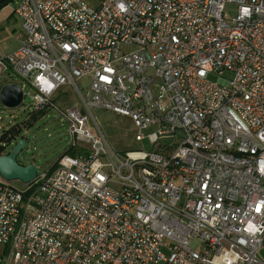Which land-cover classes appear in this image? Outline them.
<instances>
[{"label": "built area", "instance_id": "obj_1", "mask_svg": "<svg viewBox=\"0 0 264 264\" xmlns=\"http://www.w3.org/2000/svg\"><path fill=\"white\" fill-rule=\"evenodd\" d=\"M16 2L0 84L30 86L35 112L91 85L70 150L24 190L1 179L0 264H264V0ZM98 110L130 117L140 147L91 131Z\"/></svg>", "mask_w": 264, "mask_h": 264}, {"label": "rangeland", "instance_id": "obj_2", "mask_svg": "<svg viewBox=\"0 0 264 264\" xmlns=\"http://www.w3.org/2000/svg\"><path fill=\"white\" fill-rule=\"evenodd\" d=\"M16 1L9 0L0 8V45L3 52L15 51L20 47V42L14 38V30L20 26V21L15 14ZM86 1L92 6H98L100 2V0ZM228 77H230L229 74ZM212 81L216 80L212 79ZM8 84L20 85L25 90V99L24 103L16 109H7L0 102V139L3 133L17 128L21 132L19 139L26 140V147L19 155L18 162L21 165L34 164L39 174L47 172L73 145L69 134L70 123L65 114L82 101L75 90L67 87L62 89L63 94L57 93L54 96L48 108L35 112L30 108L32 88L14 75L4 76L0 89ZM77 84L82 89L84 97L88 98L91 80L84 79ZM154 90L157 103L164 110L167 109L169 99L160 83L154 86ZM88 117V128L98 136L105 138L116 151L126 152L137 150L140 147L136 141L138 129L130 117L118 115L109 110L93 111L91 114L88 113ZM155 131L156 128H151L144 133L149 135ZM144 145L146 148L150 147L146 142ZM78 147L82 150L90 149L85 142H78ZM12 184L19 190L26 188L20 182H12ZM261 255L264 259V251Z\"/></svg>", "mask_w": 264, "mask_h": 264}, {"label": "water", "instance_id": "obj_3", "mask_svg": "<svg viewBox=\"0 0 264 264\" xmlns=\"http://www.w3.org/2000/svg\"><path fill=\"white\" fill-rule=\"evenodd\" d=\"M7 0H0V6ZM24 94L17 84H8L0 91V102L7 109H16L23 104ZM26 147V140L20 139L8 154L0 156V177L6 182H21L29 184L38 175L34 164L21 165L18 157Z\"/></svg>", "mask_w": 264, "mask_h": 264}, {"label": "trees", "instance_id": "obj_4", "mask_svg": "<svg viewBox=\"0 0 264 264\" xmlns=\"http://www.w3.org/2000/svg\"><path fill=\"white\" fill-rule=\"evenodd\" d=\"M4 4H7V3H4ZM1 7H2V5L0 6V8ZM20 133L21 132L19 130H17V128H14V129L6 132V133H3V135L1 136V139H0V143H2V145H0V156H2L3 154H5V152L7 150V147L12 142H14L18 138H20Z\"/></svg>", "mask_w": 264, "mask_h": 264}, {"label": "crops", "instance_id": "obj_5", "mask_svg": "<svg viewBox=\"0 0 264 264\" xmlns=\"http://www.w3.org/2000/svg\"><path fill=\"white\" fill-rule=\"evenodd\" d=\"M19 28H20V26H19L17 29L14 30V38H15V40H16L17 42H20V41L17 40V38H16V36H15V32H16ZM15 51H16V50H15ZM15 51H4V53H6V54H10V53H13V52H15ZM82 80H84V79H82ZM79 81H81V80H79ZM79 81L76 82V85H78L77 83H78ZM5 86H6V85H5ZM67 87L70 88V89H72V90H75L76 93L78 94V96L80 97L81 101H82V97L85 98L82 89L79 88L78 86H77L78 90H77V88L72 87V86H65V87H63V88H67ZM2 88H3V87H2ZM63 88H62V89H63ZM62 89L58 92L59 94H63V93H64V90H62ZM85 99H86V98H85ZM19 140H20V139L18 138V139H17L16 141H14V142L17 143ZM14 142H12L11 144H13ZM16 143H15V144H16ZM11 144H10V145H11ZM10 145H9V146H10ZM7 148H8V147H7ZM10 150H11V149H10ZM10 150L7 149L6 152H5V154H8ZM5 154H3V155H5ZM72 154H73V155H77L75 152H72ZM22 165H23V164H22Z\"/></svg>", "mask_w": 264, "mask_h": 264}]
</instances>
